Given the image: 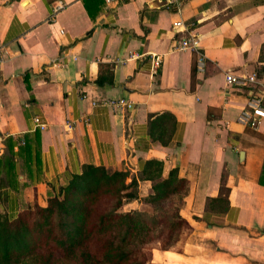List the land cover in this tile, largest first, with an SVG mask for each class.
<instances>
[{
	"label": "crops",
	"instance_id": "0c3cea01",
	"mask_svg": "<svg viewBox=\"0 0 264 264\" xmlns=\"http://www.w3.org/2000/svg\"><path fill=\"white\" fill-rule=\"evenodd\" d=\"M164 5L0 0V179L14 174L17 183L0 189V213L10 197L18 209L45 207L50 185L84 165L127 171L128 182L157 160L163 177L177 169L187 181L180 215L191 230L177 248L152 249L150 264H264V119L256 129L237 122L264 79L253 87L225 81L229 71L264 70V0ZM178 20L198 36L202 71L195 52L173 50L187 36L174 32ZM120 98L133 108L91 105ZM23 141L29 150H19ZM150 192L151 182L139 180V198L124 209H138Z\"/></svg>",
	"mask_w": 264,
	"mask_h": 264
},
{
	"label": "trees",
	"instance_id": "16d2710c",
	"mask_svg": "<svg viewBox=\"0 0 264 264\" xmlns=\"http://www.w3.org/2000/svg\"><path fill=\"white\" fill-rule=\"evenodd\" d=\"M33 139L36 146L38 131ZM18 146L30 149L25 141ZM14 165L7 159L6 167ZM162 170L161 161L147 160L127 182V171L84 165L64 184L50 185L45 207L18 209L10 197L9 211L0 213V264H150L152 249L172 250L191 230L180 215L187 181L177 169L166 177ZM139 180L150 181L151 192L138 209L125 210L139 198ZM16 184L14 174L0 179V189Z\"/></svg>",
	"mask_w": 264,
	"mask_h": 264
},
{
	"label": "built area",
	"instance_id": "2783aa9c",
	"mask_svg": "<svg viewBox=\"0 0 264 264\" xmlns=\"http://www.w3.org/2000/svg\"><path fill=\"white\" fill-rule=\"evenodd\" d=\"M114 0H105L107 4ZM178 0H165V9L170 10L177 7ZM173 29L175 33L178 32H187V36L179 41H175L173 50L185 51L190 50L196 53V62L195 68L197 71H202L204 65V56L199 50V39L196 34L193 33V30L188 29L181 20H178L173 23ZM60 34L64 32L59 31ZM4 48L0 46V67L3 64ZM160 63V57H154V65L158 66ZM264 79V73L258 74L252 72L245 77H238L233 74L231 71L225 74V81L228 85H239V86H249L253 87L258 81ZM92 106L104 107L117 111L131 110L133 108V103L127 99H101L96 100L91 103ZM264 119V86L259 90L258 97L250 101L246 109H243L237 117V122L247 128L256 129L260 121ZM35 128L39 131L46 129L47 124L45 121H42L40 118L35 117L33 119ZM68 129H72L73 125L70 123L66 124Z\"/></svg>",
	"mask_w": 264,
	"mask_h": 264
},
{
	"label": "rangeland",
	"instance_id": "374dc122",
	"mask_svg": "<svg viewBox=\"0 0 264 264\" xmlns=\"http://www.w3.org/2000/svg\"><path fill=\"white\" fill-rule=\"evenodd\" d=\"M178 244H180V243H177V244L175 245V247H174V248H177V245H178Z\"/></svg>",
	"mask_w": 264,
	"mask_h": 264
}]
</instances>
